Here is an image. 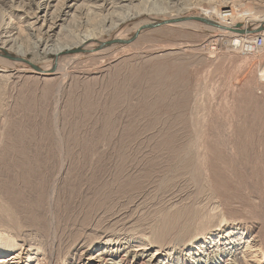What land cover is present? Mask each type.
Here are the masks:
<instances>
[{"label":"rangeland","instance_id":"rangeland-1","mask_svg":"<svg viewBox=\"0 0 264 264\" xmlns=\"http://www.w3.org/2000/svg\"><path fill=\"white\" fill-rule=\"evenodd\" d=\"M174 3L165 19L264 16V0ZM88 17L72 21L59 43L99 32L100 17ZM136 31L128 24L119 33L128 42L66 57L63 78L12 66L0 73V239L17 245L4 264H72L82 242L96 246L83 261L97 264L110 237L162 262L207 259L236 235L217 226L256 225L264 46L231 51L225 40L238 36L194 21ZM24 36L25 60L52 63L50 50L34 51V37ZM206 230L222 241L200 246ZM239 252L245 264H264L262 249Z\"/></svg>","mask_w":264,"mask_h":264},{"label":"bare ground","instance_id":"bare-ground-1","mask_svg":"<svg viewBox=\"0 0 264 264\" xmlns=\"http://www.w3.org/2000/svg\"><path fill=\"white\" fill-rule=\"evenodd\" d=\"M177 1L179 0H0L1 16H3V12L4 15L5 13L8 14L6 20L2 19L0 24V59H3L4 61H2L5 64L0 68V73L7 71V68L12 66L13 72L19 74L26 72L38 74L43 78L50 75L63 78L65 76L63 63L66 57L80 53H93L94 51L100 53L111 49L108 47L128 42L129 40L125 41L122 34H119L121 29L128 24H131L133 29L137 30L135 32L137 34L145 30V26H148L146 29H149L169 23L199 22L238 36L240 40H225L228 42V47L234 52H239L241 48H243L241 51L245 52L244 43L259 35L260 32H264V16L262 15L249 17L245 19L244 24L219 22L212 18L203 17L199 12L180 17L167 15L169 18L165 19L164 16L166 15L164 14L169 11L170 5H174V2ZM13 13L15 15H12ZM87 15L100 17V27H98L100 31L95 32L94 30L97 28H92L72 42L59 43V36L67 32V28L72 21L78 19L88 24L87 19L89 17L87 18ZM12 16L14 22L8 19ZM24 34L34 37L32 47L34 51L47 53L50 50L55 55L52 63L47 66L37 65L32 62L33 59L31 61L24 59L28 51L24 49ZM104 35L107 36L106 39L102 37ZM247 52L246 50L245 53ZM256 200L262 206L255 209L254 212L257 218L256 225L254 224L255 228L254 225L246 226L239 221L228 222L219 227L217 226L218 228L216 227V231L226 230L227 228H233L236 231L235 237L229 243L231 246L228 251L223 247V250L217 252L214 250V253H209L207 259L194 261L177 255L175 257L176 264H245V253L239 252L240 246L264 250V196L257 194ZM206 232L199 234L201 239L198 240V244L200 246H205L206 243L212 240H215L216 243L222 241L221 238H216L218 236L209 234L207 230ZM105 240L103 250L98 252L99 262L97 264H173L172 262L175 260L167 254V261L162 262L165 259L156 260L153 259V256L147 257L143 253L131 252L126 248L120 249L121 246H117L121 243L117 238L110 237ZM92 244L91 242L77 243L72 261H76L75 264H93L92 262L83 261V255L91 248L96 247ZM112 244L116 245V248L107 249L108 245ZM15 245H11L7 240L0 239V258L3 259L10 250L17 248V245ZM51 246L47 251V257L52 252ZM75 257H78L77 260ZM4 262L5 260H0V263L4 264ZM74 263L72 262V264Z\"/></svg>","mask_w":264,"mask_h":264},{"label":"built area","instance_id":"built-area-1","mask_svg":"<svg viewBox=\"0 0 264 264\" xmlns=\"http://www.w3.org/2000/svg\"><path fill=\"white\" fill-rule=\"evenodd\" d=\"M264 46V37L261 35H257L252 39H249L246 43H244V49L248 52H253L261 49Z\"/></svg>","mask_w":264,"mask_h":264},{"label":"water","instance_id":"water-1","mask_svg":"<svg viewBox=\"0 0 264 264\" xmlns=\"http://www.w3.org/2000/svg\"><path fill=\"white\" fill-rule=\"evenodd\" d=\"M148 28V26H145L144 29ZM136 35V33L134 34V36Z\"/></svg>","mask_w":264,"mask_h":264}]
</instances>
